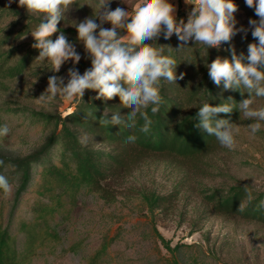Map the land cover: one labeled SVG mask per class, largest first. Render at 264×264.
I'll list each match as a JSON object with an SVG mask.
<instances>
[{"label":"rangeland","instance_id":"374dc122","mask_svg":"<svg viewBox=\"0 0 264 264\" xmlns=\"http://www.w3.org/2000/svg\"><path fill=\"white\" fill-rule=\"evenodd\" d=\"M97 3L81 0L79 4L84 5H72L59 24H69L65 20L69 15L79 23L94 18ZM137 3L139 0H111L110 9L121 7L133 12ZM12 4L26 10L18 0ZM32 40L29 34L20 42ZM74 46L82 59L83 44ZM80 61L65 62L56 75L66 84L69 68L83 74ZM50 68V63L37 60L22 75L0 82V126L7 124L10 128L7 136L0 137V153L8 158L36 153L52 133L55 118L75 107L74 100L59 96L50 104L36 100L47 88L48 78L55 75ZM253 107H264V101H255ZM34 111L52 115L53 119L39 118ZM260 123L255 135L248 126H238L234 149L216 151L196 167L163 156L146 159L116 184L118 195L113 202L104 201L88 187L82 188L76 204L66 201L65 207L49 217L56 233L51 238H28L35 226L38 232L43 230L36 219L41 205L53 204L37 192L39 175L34 174L18 195L21 174L6 170L4 176L10 178L12 191L5 196L0 190V223L9 228L20 255L26 256V264H170L174 258L180 264H264V225L213 214L201 194L204 188L236 183L264 188V122ZM81 137L89 139L90 135L83 132ZM49 157L58 163V149H53ZM39 168L37 164L38 172ZM150 191L173 194L170 210L152 218L143 200V194ZM23 222L28 223L27 231L21 229ZM155 228L172 247L177 243L184 246L174 252L167 250ZM103 245H107L106 250L96 256Z\"/></svg>","mask_w":264,"mask_h":264},{"label":"trees","instance_id":"16d2710c","mask_svg":"<svg viewBox=\"0 0 264 264\" xmlns=\"http://www.w3.org/2000/svg\"><path fill=\"white\" fill-rule=\"evenodd\" d=\"M81 0H78V4ZM237 6L243 11L235 15L236 28L239 31L231 43H224L219 49L208 48L202 44H195L189 41L186 47L177 50L181 42L174 34L170 39L165 40L163 34L157 40L146 41L145 43L167 45L173 50L165 48L164 55H170L177 62L175 69L177 80L175 83L161 81L160 92L164 103L157 114L151 113V107L147 113L153 121L149 133L140 131L144 121L137 117V126L128 128L125 125L101 126L99 118L107 110V118L111 119L114 112L126 115L129 109L121 105L119 97L111 100H97V93L92 90H85L82 100L74 99V109L66 115L55 118L53 131L36 153L26 157L8 158L0 153V174L4 175L6 170H13L21 174L18 195L32 182L34 174L39 175L37 192L42 197H49L52 205L43 203L38 210L36 219L39 225H43L42 232H38L36 226L28 233V238L34 240L37 237H54L55 231L49 224V217L65 207L66 201L76 204L78 192L88 187L97 192L106 202H113L117 198L116 184L132 173L138 164L146 159L159 156L181 160L199 166L203 159L220 150L222 147L214 136L195 127L198 123L194 119L199 107L203 103L211 106H218L231 97L239 103L248 98L245 92L224 90L223 85L216 86L209 78L207 64H210L218 56L231 59V48L234 47L239 56L243 53L244 63H248V45L258 43L252 35V27L249 20H258L254 8H249L245 0H236ZM94 16V14H93ZM188 13L180 9L176 15L177 21L183 19L187 22ZM42 14L29 15L27 10H22L14 4L0 0V82L12 80L22 75L37 60L39 50L31 45L35 42H20V40L31 34L42 20ZM95 18V17H94ZM66 22L58 27L71 44H82L77 39V31L74 25L79 22L69 15ZM99 23V19L96 18ZM104 28H111L110 23L103 24ZM99 30H97L98 32ZM121 36L126 33L118 30ZM59 32L52 36L55 40ZM80 64L83 73L91 68V59L83 51ZM60 71L56 74H59ZM183 74V79L180 75ZM257 100L264 98H255ZM91 111L96 120L87 118L86 114ZM34 115L46 120H52V115L33 112ZM217 119H230V122L237 126H248L253 121L248 120L239 110L231 114H219ZM85 132L90 135L86 143H82L81 134ZM134 135L135 142H128L127 138ZM53 149L59 151L58 163L49 160V154ZM44 160L41 162V159ZM40 167L38 172L35 168ZM36 165V167L34 166ZM10 181V178L7 177ZM252 192L253 199L248 200L244 187ZM202 197L205 204L213 214L227 217L232 220H241L250 223L264 225V209L258 208L260 200H264V188H258L250 184H231L224 187H209L202 189ZM173 194H161L150 191L143 194L146 209L152 218L161 212L170 210ZM244 204V211H238L240 203ZM28 223L23 222L21 229L27 231ZM157 236L161 239L165 248L171 252L184 246V243H177L171 246L170 240L166 239L156 229ZM107 245H103L99 256L105 251ZM0 264H26V256L20 255L14 244V238L7 226L0 223ZM170 264H180L174 258Z\"/></svg>","mask_w":264,"mask_h":264},{"label":"clouds","instance_id":"9594fccd","mask_svg":"<svg viewBox=\"0 0 264 264\" xmlns=\"http://www.w3.org/2000/svg\"><path fill=\"white\" fill-rule=\"evenodd\" d=\"M8 2L11 4L13 0ZM185 3L193 5L186 23L183 19L177 21L176 7L169 0H139L133 12L121 7L111 10V0H98L95 18H85L74 25L77 39L91 59V68L83 74L75 67L69 68L66 84L63 77L50 76L47 88L36 100L41 104H50L58 96L68 101L82 100L85 90L95 91L97 100L107 101L118 96L121 105L129 112L126 115L114 112L108 119L105 110L99 124L125 125L132 129L137 126L139 116L144 121L140 131L149 133L153 121L147 109L151 107L152 114L159 112L164 103L160 92L161 81L176 82L177 62L170 55H164L165 48L173 50L170 46L145 42L157 40L161 34L167 40L175 34L181 42L177 50L188 48L189 41L202 44L207 49H219L224 43L230 44L233 37L243 31L236 28L234 13L238 6L233 0H185ZM74 4H78V0H18V5L25 8L29 15L42 14L41 22L31 32L35 41L31 47L39 50L35 60L50 63L49 70L53 73H58L67 61L77 64L81 60L75 46L58 27ZM245 4L254 8L258 17V20H249L251 35L258 43L248 45V63L243 62V53L238 56L232 47L231 59L218 56L206 67L210 80L216 86L222 84L224 90L239 91L241 95L246 92L248 98L237 103L229 97L218 106L203 103L194 117L198 121L195 127L214 136L222 147L229 150L236 147L235 136L239 128L230 119H217L219 114L229 115L239 110L248 120L256 121L248 125L253 135L260 131V122H264V107H253L255 98H264V0H245ZM105 23H110L111 28H104ZM118 30H124L126 35L121 36ZM58 32L53 40L52 36ZM179 78L183 79V74ZM86 117L96 120L91 111ZM9 132L7 124L0 126V137L7 136ZM127 140L135 142L136 137L132 135ZM82 143H86V139ZM3 163L0 160V165ZM0 190L5 196L12 191L9 179L2 174ZM244 191L248 200H252L248 186L244 187ZM244 207L241 202L238 211H244ZM257 207L264 209V200H260Z\"/></svg>","mask_w":264,"mask_h":264},{"label":"crops","instance_id":"0c3cea01","mask_svg":"<svg viewBox=\"0 0 264 264\" xmlns=\"http://www.w3.org/2000/svg\"><path fill=\"white\" fill-rule=\"evenodd\" d=\"M233 2L236 3V0H233ZM169 3H172L176 7L175 16L178 14L181 8L187 11V13H189L193 7V5L191 4H186L185 0H169ZM237 11H241L243 13V11L239 8ZM237 14H241V13H237ZM237 14H234V16Z\"/></svg>","mask_w":264,"mask_h":264}]
</instances>
